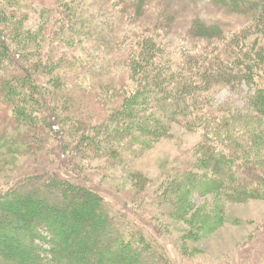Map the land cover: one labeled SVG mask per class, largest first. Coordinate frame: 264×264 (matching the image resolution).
Instances as JSON below:
<instances>
[{
  "label": "trees",
  "instance_id": "1",
  "mask_svg": "<svg viewBox=\"0 0 264 264\" xmlns=\"http://www.w3.org/2000/svg\"><path fill=\"white\" fill-rule=\"evenodd\" d=\"M78 1L65 0L68 3L58 10H65L59 12L60 16H66L67 23L60 20L53 32L70 49L77 41L82 45L95 43L97 37L93 36L92 29L99 28L97 23L90 27L85 25L89 29L86 34L87 29L83 32L78 29L80 25L74 7L70 8ZM88 1L81 0L82 3ZM169 1L185 3L183 7H175L169 5ZM200 1L92 0L90 7L114 10L118 26L139 30L132 37L125 33L112 44L113 49L118 44L112 53L125 46L123 54L128 60L127 68L131 75L139 74V80L133 82L138 83V87L124 100L121 111L111 112L87 146L107 152L116 150L113 145L119 144L123 151H130L165 138L174 125L191 132L200 130L205 138L204 157H208L216 180L206 182L204 176L192 177L188 192L220 191L227 201L264 199V181L259 187L234 186L230 194H225L228 188L224 183V180L230 182L228 176L234 171H227L224 166L231 163L235 151H241L235 146L241 133L247 138L246 147L253 155L264 153V0H210L223 17L244 19L240 30H229L231 24L221 20L208 21L195 14L186 19L188 26L182 36L188 45L172 50L171 32L175 29L174 36L182 39L174 26L185 20L179 11L183 8L186 11L188 3ZM165 5L172 10L165 11ZM68 18H71L69 22ZM107 22L109 37L113 38L117 29ZM109 28L114 30L112 35ZM130 33L132 31H128ZM3 34H8L7 29L0 27V109H4L5 114L2 122L8 126L15 123L20 135L30 137L33 134L36 139L31 138L38 141L46 129L56 136L61 134L62 118L51 107L45 91L40 89L41 81L37 79L38 73H49L55 64H59V56L51 54L45 60L32 62L29 69L25 63L31 57L29 51L20 46L12 49ZM145 35H152L155 40H148ZM15 37L23 38L20 28ZM160 38L162 41L158 42L156 39ZM89 43L87 47L91 48ZM63 58V62L68 59L65 55ZM51 77L50 84L53 83ZM243 85L249 88L246 103L249 111L231 113L229 109L214 108V95L218 91L235 92ZM65 115L70 119V113ZM59 140H62L60 136ZM226 141L232 145H224ZM81 154L78 150L69 160L61 153L62 167ZM262 159L264 163V156ZM203 163L200 162L199 170ZM253 169L262 174L260 179H264L263 171ZM47 173L26 176L7 191H0V264L163 262L145 242L141 231L130 227L124 229L120 222L109 217L108 206L100 195L68 178L69 173L60 176ZM241 174L236 171L233 177ZM187 206H190L189 201L181 208L187 211ZM174 207L180 210L179 202ZM15 234L23 245L8 242Z\"/></svg>",
  "mask_w": 264,
  "mask_h": 264
},
{
  "label": "rangeland",
  "instance_id": "2",
  "mask_svg": "<svg viewBox=\"0 0 264 264\" xmlns=\"http://www.w3.org/2000/svg\"><path fill=\"white\" fill-rule=\"evenodd\" d=\"M66 3L65 0H0V27L7 29L8 33L2 37L10 42L12 49L20 46L29 51L31 57L27 59L28 63L25 62L28 68L32 62L45 60L51 54L59 56V64L54 61V69L49 73H38L37 79L41 81L40 89L45 91L51 107L62 118L61 134L56 136L46 129L38 141L34 140L33 134L30 137L20 135L15 123L10 126L3 123L4 109H0V127L3 126L0 128V191H7L29 175L69 173L68 178L104 199L110 218H115L124 229L130 227L141 231L148 246L163 260L157 264H264V199L227 201L220 191L207 194L188 192L192 177L204 176L206 182L216 180L212 167L208 165V157H204L205 138L200 130L191 132L174 125L165 138L130 151H123L119 144L113 145L116 150L107 152L87 146L111 112L121 111L127 97L138 87V83L133 82L139 80V74H130L128 60L123 54L125 46L112 53L118 46L113 49L112 44L125 33L132 37L139 30L118 26L113 9L90 7L92 0L86 3L79 0L70 7H74L80 25L78 29H87L86 34L89 29L85 25L90 27L97 23L99 28L92 29L93 36L97 37L95 43L82 45L77 41L70 49L53 33L60 20L67 23L66 16H60L65 10H58ZM184 3L169 1L168 4L183 7ZM164 10L171 11L172 8L165 5ZM179 12L185 20L174 26L181 37L188 26L186 19L195 14L208 21L221 20L231 24L229 30L233 31L240 30L241 23H245L244 19L218 14L210 0L188 3L187 10L183 8ZM17 18L20 20L16 21ZM107 21L117 29L113 38L109 37ZM19 28L23 38L15 37ZM112 31L109 28L110 34ZM128 31L132 33L128 34ZM174 31L169 36L173 37L169 41L172 50L187 46L185 37L177 39ZM145 38L155 40L152 35H145ZM156 40L162 41L161 38ZM64 55L65 59L68 58L65 62ZM50 76L52 84L49 83ZM248 94L249 88L244 85L235 92L218 91L213 106L215 109H229L231 113H245L249 111L246 106ZM67 112L71 114L70 119L66 118ZM239 136L235 146L241 151H235L231 163L224 166L227 171L234 170L228 176L230 182L224 180L228 188L225 194L243 184L259 187L264 181L260 179L262 174L253 169L264 172V153L253 155V151L246 147L247 138L242 133ZM224 145L232 144L226 141ZM78 150L82 154L62 167L60 154L72 160ZM202 161L204 166L199 170ZM236 171L242 174L235 178ZM188 201L190 206L185 211L181 206ZM177 202L180 210L174 207ZM20 241L15 234L8 242L23 245Z\"/></svg>",
  "mask_w": 264,
  "mask_h": 264
}]
</instances>
